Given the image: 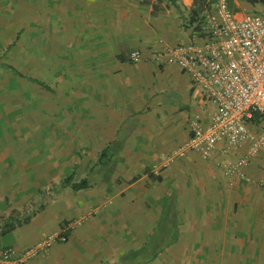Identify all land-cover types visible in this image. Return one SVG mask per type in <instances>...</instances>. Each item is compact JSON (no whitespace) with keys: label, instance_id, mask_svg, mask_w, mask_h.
<instances>
[{"label":"crops","instance_id":"crops-1","mask_svg":"<svg viewBox=\"0 0 264 264\" xmlns=\"http://www.w3.org/2000/svg\"><path fill=\"white\" fill-rule=\"evenodd\" d=\"M17 1L9 0L8 10H15ZM23 1L26 18H41L40 25L26 27L25 39L34 31L65 34L70 27L62 20L68 17L80 20L75 27L79 39L77 48L67 37L49 42L43 36L40 47H23L22 61L0 62L24 66L25 75L15 69L28 81L40 65L46 85L39 84L47 93H57L34 101L29 85L23 101L12 93L0 112V217L38 201L41 191L61 183L66 169L75 175L80 148L97 145L95 130L101 129H124V197L119 191L109 194L90 178L84 179L88 188L71 190L76 196L58 189L29 225L10 234L11 241L0 238V249L21 252L54 238L65 224L86 218L111 198L113 220H106L104 227L97 222L94 228L95 219L85 221L66 243L27 264H97L102 259L117 264L114 259L121 256L122 264H261L264 148L256 155L244 147L211 158L182 156L190 122L198 115L207 120L212 111L205 109L200 93H183L180 101L161 93L162 71L170 73L172 66L130 61L133 51L149 54L192 40L194 33L185 30L183 16L194 0H179V8L171 5L157 17L152 6L138 0H40L39 8ZM13 26L16 34L19 26ZM114 47L124 48V63L113 59ZM72 48L79 49V57L69 64L66 56ZM13 49L10 57L20 46ZM123 69L114 90V70ZM113 97L124 99L119 112L113 110ZM74 124L94 131L88 144L62 138Z\"/></svg>","mask_w":264,"mask_h":264},{"label":"built area","instance_id":"built-area-1","mask_svg":"<svg viewBox=\"0 0 264 264\" xmlns=\"http://www.w3.org/2000/svg\"><path fill=\"white\" fill-rule=\"evenodd\" d=\"M204 17L201 34L194 33L188 43L149 54L136 50L130 61L177 67L201 90L203 101L215 107L207 120L198 115L190 122L182 156L211 158L244 147L256 155L264 148V9L240 16L222 0ZM67 241L63 229L21 252L1 248L0 264H27L48 255L54 243Z\"/></svg>","mask_w":264,"mask_h":264},{"label":"rangeland","instance_id":"rangeland-1","mask_svg":"<svg viewBox=\"0 0 264 264\" xmlns=\"http://www.w3.org/2000/svg\"><path fill=\"white\" fill-rule=\"evenodd\" d=\"M9 0H0V13L3 14H9L10 16L2 18L0 17V62H9L13 61L16 62V60L22 61L24 59V49L23 47L26 45L29 47L30 45L36 47L41 46V37L49 36V42H57L59 39L62 40V37H67L69 42L71 44H75L79 39V32L77 30V23H79V19H75L74 17H68L65 18L62 23V25H68L70 27V30L65 32V34L60 33L57 34H45L42 35L40 32L35 33V31L30 34L29 40L25 39V33L26 27L30 26H37L40 25L41 18H26L25 13L29 12L26 11L27 4L26 1H17L16 3V9L15 10H8L9 8L6 6V3H8ZM29 1V0H27ZM33 1V5L38 7L40 4V0H30ZM222 0H211V3L213 5V9L217 8L219 2ZM227 3L230 5V8L234 12H244V13H250L253 12L252 8L250 6L242 1L238 0H226ZM39 8V7H38ZM33 11H35V8H33ZM184 14V11L182 12V15ZM187 17L183 16L184 20V28L185 30H190L191 33L193 32V28H188L187 23L190 19V13L188 12ZM206 15V13H205ZM204 15V16H205ZM205 17H203V20ZM55 21V20H54ZM13 25L19 26L16 34L12 31ZM55 25V24H54ZM201 34V31L198 32ZM12 43V44H11ZM10 48H8V45ZM14 46H20V49L17 51V55L11 54V57L14 56V59L11 60L10 53L14 52ZM6 47V48H5ZM77 47V46H76ZM22 48V49H21ZM78 48V47H77ZM163 49V48H162ZM39 52V49H33V53L36 54ZM61 52V51H60ZM68 55L66 56V62L69 64L78 62V54L79 49L72 48L71 50L67 51ZM63 57V56H59ZM56 58V57H55ZM113 59L114 60H120L124 63V48L121 51H118L115 47L113 49ZM62 61V58H61ZM15 68L23 73L25 75L24 66H15ZM171 69L172 72L164 73L162 71L161 79L162 81H159L161 83V93L165 94L168 93L166 96L176 97L177 101L183 100L182 94L183 93H202L201 90L198 87H194L190 78L183 74L177 67L172 66ZM42 67L35 66L32 72V81H28L26 79H23L19 77L15 72H11L7 69H0V112H3L7 108V102L11 100L12 93L14 96L17 97V99H20L23 101L24 94L26 92V89L28 91L29 85H32V94L34 96V101L36 100H42L46 98V95L48 96H57V93H47L50 92L46 89H44L39 82H43L41 80L42 77ZM46 73V72H45ZM124 73L123 70H114V90H116V86L120 84L119 75ZM29 76V75H27ZM45 84V82H43ZM46 85V84H45ZM66 101L71 102L72 98H68L66 96ZM64 99V100H65ZM108 100V99H107ZM124 99L113 97L112 99V107L113 110L119 112L122 107V102ZM206 110L208 111H214L215 107L213 104L207 102L206 104ZM195 118V117H194ZM193 118V119H194ZM77 124H74L73 129L71 127H66V130L63 131V134H61L62 138L65 141H84L85 143H89L91 136L94 134L93 130L89 129H78L76 128ZM96 131V137H97V145L95 146H84L80 148L79 152V161L78 164L75 165V167L72 169L75 172V178L74 182H81L84 179L90 178V181L95 186H104L105 190L110 193H116L119 191V196L124 197V129H118V130H95ZM67 148V147H66ZM70 170H65V175L62 177L61 183H54L49 187L48 190L41 191L38 201L35 203H32L29 207V212H33L36 210H39L40 208H44L46 204L54 198V192L58 191V189L62 193H72V195L76 196L72 188H63L62 183L63 181L72 173H69ZM89 182V180H88ZM68 189V190H66ZM109 196V195H107ZM112 204L111 198H108L104 203L102 202V205L98 207L97 209H92L90 214L86 218L81 219H73L64 226V230L66 231V234L68 237H70L71 233L80 227L85 221L95 219V224L92 226L94 228L97 225V222L101 227H104L105 221L108 219L114 218L111 212H113L112 207L110 205ZM119 218V217H118ZM120 219V218H119ZM13 233V232H12ZM5 240L10 239V234L2 237ZM13 243V242H12ZM14 246L18 247L17 244L13 243ZM59 244V243H58ZM57 243H54L52 248L55 245H58ZM51 248V249H52ZM50 249V250H51ZM50 252V251H49ZM49 254V253H48ZM47 257V255L45 256ZM116 260L117 264L124 263V258L119 257ZM97 264H112L110 263V260L108 259H102ZM115 264V263H114ZM264 264V257L262 258V263Z\"/></svg>","mask_w":264,"mask_h":264},{"label":"trees","instance_id":"trees-1","mask_svg":"<svg viewBox=\"0 0 264 264\" xmlns=\"http://www.w3.org/2000/svg\"><path fill=\"white\" fill-rule=\"evenodd\" d=\"M141 4L146 6H152V16L157 17L165 9H169L172 6L179 8V0H138ZM251 5L252 7L258 5H264V0H238ZM166 3V5H165ZM211 0H194L192 8L190 10V19L187 23L188 28H193L194 33L200 32L202 19L205 13L212 10ZM0 68L12 70L19 77L23 78L24 76L19 73L14 67L0 64ZM75 175L67 177L63 183L62 187L67 188L71 187L74 191H80L88 188V182L86 180L81 181L80 183L74 182ZM153 180H161V178H156L152 176ZM43 210V207L39 210L29 212V207L24 208L23 210H13L8 217H0V238L5 237L12 232L16 231L19 228L29 225L33 218Z\"/></svg>","mask_w":264,"mask_h":264}]
</instances>
